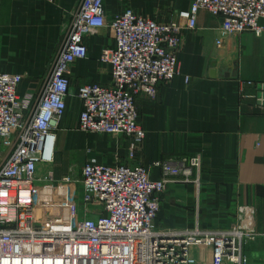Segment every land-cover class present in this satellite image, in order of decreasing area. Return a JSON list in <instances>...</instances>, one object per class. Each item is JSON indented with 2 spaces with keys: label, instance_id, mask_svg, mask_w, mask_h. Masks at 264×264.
<instances>
[{
  "label": "built area",
  "instance_id": "1",
  "mask_svg": "<svg viewBox=\"0 0 264 264\" xmlns=\"http://www.w3.org/2000/svg\"><path fill=\"white\" fill-rule=\"evenodd\" d=\"M105 2L82 0L38 99L19 95L21 74L0 73V138L12 147L0 169V264H254L244 253L258 237L250 206H238L228 229L203 230L198 219L193 228L156 226L169 186L199 184L194 170L202 168L201 155L180 163L155 162L160 178L142 163L108 165L90 158L76 182L82 216L57 229L38 221L37 185L52 181L39 175V167L54 163L56 132L68 110L70 68L88 58L87 37L104 28L113 33L114 47L100 57L112 81L79 89V128L125 137L129 161L135 162L147 136L137 102H154L160 86L178 77L191 83L192 77L182 72L179 51L184 31L197 29L202 11L222 20L217 48L245 33L264 34V0H194L169 23L131 8L108 22ZM260 89L258 102L264 107V85ZM74 182L70 176L61 180L63 185Z\"/></svg>",
  "mask_w": 264,
  "mask_h": 264
},
{
  "label": "crops",
  "instance_id": "2",
  "mask_svg": "<svg viewBox=\"0 0 264 264\" xmlns=\"http://www.w3.org/2000/svg\"><path fill=\"white\" fill-rule=\"evenodd\" d=\"M193 1L106 0V19L110 22L131 8L142 17L169 23ZM81 2L0 0V73L23 76L20 96L32 94L38 99L44 92ZM221 25L220 18L202 11L197 29L184 31L179 51L182 72L192 77L191 83L185 84L181 76L162 84L154 102L138 100L140 124L147 136L135 162L129 161L125 137L79 128V89L112 81L110 67L100 57L114 47L113 33L104 28L87 37L88 58L70 68L68 110L56 132L54 163L39 167V175L52 181L37 185L36 205L52 195L62 212L75 213L65 220L80 218L76 182L90 154L102 164L142 163L151 168L154 178L162 175L153 167L155 162L180 163L201 155L202 168L194 170L199 184L171 185L180 190L174 197L179 207L171 215L161 210L160 228H193L198 219L203 230L228 229L236 221L238 206H250L256 212L258 237L244 253L251 263L264 264V107L258 102L264 85V34L245 33L217 48ZM3 142L0 138V169L12 151ZM65 176L75 182L61 184Z\"/></svg>",
  "mask_w": 264,
  "mask_h": 264
},
{
  "label": "rangeland",
  "instance_id": "3",
  "mask_svg": "<svg viewBox=\"0 0 264 264\" xmlns=\"http://www.w3.org/2000/svg\"><path fill=\"white\" fill-rule=\"evenodd\" d=\"M92 156L93 155L90 154L89 157L94 158ZM85 160H86V155L83 157V161H85ZM51 168H54V167H51ZM71 174H72V176H74L73 171L70 173V175ZM178 189L179 188L169 186L166 194L163 196L162 212L165 211V213H167L168 215H171L170 211H172L173 209L175 210L176 206H177V208L179 207V204L177 203L178 200L176 198H174L175 195H177V193L180 192V190L178 191ZM182 191H184V190H182ZM48 196L50 198L46 197L45 200H47V201L45 203H39L38 205H36V217H37L38 221L42 225L46 226L47 228H56L57 229V227L66 226L68 221L65 220V217L66 216L67 217L73 216V215H75V213H71V212H67V211L62 212V210L60 209V206L58 204H56V202H54V199H52V195H48ZM75 200L78 203V206L82 208L81 203L77 200L76 197H75ZM37 209L40 210L39 215H37ZM43 218H44V220H43ZM161 222H162L161 219L158 218V220L156 222V226L160 227L159 225L161 224Z\"/></svg>",
  "mask_w": 264,
  "mask_h": 264
},
{
  "label": "trees",
  "instance_id": "4",
  "mask_svg": "<svg viewBox=\"0 0 264 264\" xmlns=\"http://www.w3.org/2000/svg\"><path fill=\"white\" fill-rule=\"evenodd\" d=\"M167 222H168L169 225H172L173 224L172 221H167Z\"/></svg>",
  "mask_w": 264,
  "mask_h": 264
}]
</instances>
